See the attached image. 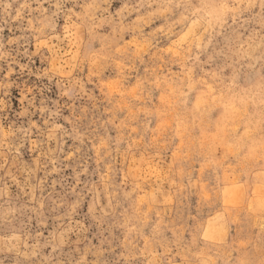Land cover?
<instances>
[{
	"label": "rangeland",
	"instance_id": "1",
	"mask_svg": "<svg viewBox=\"0 0 264 264\" xmlns=\"http://www.w3.org/2000/svg\"><path fill=\"white\" fill-rule=\"evenodd\" d=\"M0 264H264V0H0Z\"/></svg>",
	"mask_w": 264,
	"mask_h": 264
}]
</instances>
